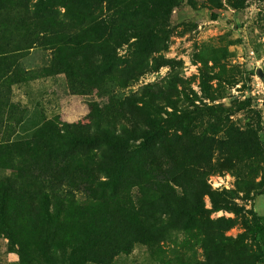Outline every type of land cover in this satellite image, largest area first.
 I'll return each mask as SVG.
<instances>
[{
  "label": "trees",
  "instance_id": "1",
  "mask_svg": "<svg viewBox=\"0 0 264 264\" xmlns=\"http://www.w3.org/2000/svg\"><path fill=\"white\" fill-rule=\"evenodd\" d=\"M182 2L192 6L0 0V172H9L0 177V238L17 264H116L136 247L157 264H264V216L235 203L264 195L261 127L221 121L227 109L219 104L199 108L181 69L156 59L171 32L168 17ZM206 2L234 12L244 5ZM34 50L46 60L24 67ZM196 60L200 91L217 102L208 63L218 67L219 59L203 52ZM162 67L169 71L159 81L119 94ZM45 79L72 95L96 90L101 110L114 116L88 126L43 117L29 136L15 138L25 109L12 102V87ZM224 173L235 189L211 190L208 178ZM218 212L233 214L242 233L226 237L237 224L212 220ZM179 233L189 237L185 250L167 247Z\"/></svg>",
  "mask_w": 264,
  "mask_h": 264
},
{
  "label": "rangeland",
  "instance_id": "2",
  "mask_svg": "<svg viewBox=\"0 0 264 264\" xmlns=\"http://www.w3.org/2000/svg\"><path fill=\"white\" fill-rule=\"evenodd\" d=\"M192 6L182 2L169 15L170 35L166 48L156 55L177 65L181 69V77L196 96L195 105L199 108L222 105L227 114L220 113L221 121L236 124L240 128L259 125L260 135L264 136V0H244L238 12L228 8L214 9L206 0H190ZM127 47L119 51L124 56ZM214 55L220 66L208 63L211 91L219 96L217 102H210L200 91V64L196 57L203 53ZM46 60V54L39 50L31 52L23 61L26 68H37ZM168 67H162L143 76L137 85L119 92L128 95L139 87L152 84L168 73ZM220 79V80H219ZM190 96V95H189ZM12 102L20 103L24 108V122L19 130V137L29 136L40 124L43 117L49 119L58 116L62 121L79 126H88L94 118L104 115L112 118L114 112L109 108L101 110L96 90L91 89L82 95L68 94L60 87V82L45 79L12 87ZM249 100L248 103L246 101ZM102 118V117H100ZM9 172H0V177ZM213 191H232L235 179L231 174H217L207 180ZM207 209H211L208 198L204 199ZM235 203L264 216V195L254 196L250 200L237 199ZM212 220L219 218L236 221L232 229L225 233L226 237L236 238L242 233L239 220L230 213L211 214ZM183 233L176 234L167 243L170 249L185 250L183 243L189 242ZM198 250V247H196ZM199 252V251H198ZM18 255L5 235L0 238V264H17ZM116 264H157L148 258L146 250L136 247L128 257H120Z\"/></svg>",
  "mask_w": 264,
  "mask_h": 264
},
{
  "label": "crops",
  "instance_id": "3",
  "mask_svg": "<svg viewBox=\"0 0 264 264\" xmlns=\"http://www.w3.org/2000/svg\"><path fill=\"white\" fill-rule=\"evenodd\" d=\"M14 103H16V102H14ZM19 104H20V103H19ZM20 105H21V104H20ZM21 106H22V105H21ZM22 107H23V106H22ZM23 109H25V108L23 107ZM23 117H24V116H23ZM23 120H24V118H23ZM20 129H21V128H20ZM20 129H19V130H20ZM19 130L16 131V135L14 136L15 138H20V137H21V136L19 137V135H20Z\"/></svg>",
  "mask_w": 264,
  "mask_h": 264
}]
</instances>
